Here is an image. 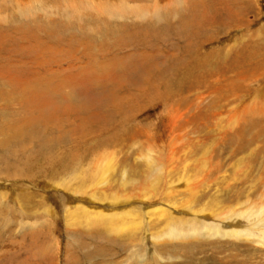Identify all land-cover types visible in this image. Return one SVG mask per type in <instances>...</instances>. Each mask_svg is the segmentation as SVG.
Masks as SVG:
<instances>
[{"label": "rangeland", "instance_id": "374dc122", "mask_svg": "<svg viewBox=\"0 0 264 264\" xmlns=\"http://www.w3.org/2000/svg\"><path fill=\"white\" fill-rule=\"evenodd\" d=\"M239 212L264 218V0H0V264H264L205 236Z\"/></svg>", "mask_w": 264, "mask_h": 264}, {"label": "bare ground", "instance_id": "6f19581e", "mask_svg": "<svg viewBox=\"0 0 264 264\" xmlns=\"http://www.w3.org/2000/svg\"><path fill=\"white\" fill-rule=\"evenodd\" d=\"M88 7H90V5ZM14 132H19V130H14ZM15 134H13L12 136H15ZM17 134H19V133H17ZM106 161L109 162L108 159L103 158V159H101V162L99 163L100 165L91 164L89 166V168L90 169H96L97 171L104 173L105 171H107V169H110V167L108 165H106V163H105ZM77 169L72 171L73 174L77 171ZM89 171H90L89 175H92L91 170H89ZM81 177H82L81 175H77V174L75 176V178H77L78 180L81 179ZM92 201H95V200H92ZM106 204L107 205H101V204H96V203L90 204L91 205L90 209L92 210V213H93V215H91L89 217V220L91 222H93V223H105L107 221L108 223H111L112 221L115 222L116 219L124 220L127 217L130 219L134 217V213L133 212L131 213V211H129L130 210L129 208H131V204H133V202L131 199L125 198V196H123L121 201H114V202L106 203ZM144 205H147V204H144ZM85 209H86V211L89 210V209H87L83 206H80V205H78L76 207L77 213L82 214V215H84V213H86ZM154 210H156L157 212H160L162 215H166V214L167 215H173V218H175L174 220H179V221L186 220V219H182L183 216H186V215L176 208L174 209L171 207L164 206V207L156 208ZM250 215H251V212H239L235 216H232V215L231 216H225L221 220H220L221 216H219L218 220H219V224H220L221 228L218 227L217 229H219L220 231L222 230L223 235L215 236V235L205 234V236H206V238H209V239L215 238V237L216 238L218 237L220 239H231L234 237L235 240H243L244 238H247L248 235H252L253 237H255L257 239L261 238L259 243L264 245V218L262 215L259 214L258 215L259 220H255V218L250 217ZM245 216H246V218H245L246 222H248V226L244 225V224L241 225L243 223L241 218H243ZM160 217H162V216H160ZM215 217L210 218V217L204 216L203 219H205L208 223H210V221H212ZM176 228L177 227L172 228L170 230V236H172L174 232L176 233V231H177ZM128 229H126V230H128ZM254 230H255V233H252V231H254ZM199 231L202 233L206 232V231L211 232L212 229H210L206 225V226H203V230H199ZM231 234H233L234 236L233 237L231 236V238H230Z\"/></svg>", "mask_w": 264, "mask_h": 264}]
</instances>
